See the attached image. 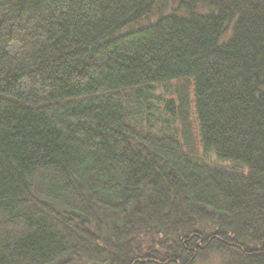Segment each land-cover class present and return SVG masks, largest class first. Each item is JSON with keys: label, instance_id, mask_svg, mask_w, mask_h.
Wrapping results in <instances>:
<instances>
[{"label": "trees", "instance_id": "trees-1", "mask_svg": "<svg viewBox=\"0 0 264 264\" xmlns=\"http://www.w3.org/2000/svg\"><path fill=\"white\" fill-rule=\"evenodd\" d=\"M213 257L264 264V0H0V264Z\"/></svg>", "mask_w": 264, "mask_h": 264}, {"label": "rangeland", "instance_id": "rangeland-1", "mask_svg": "<svg viewBox=\"0 0 264 264\" xmlns=\"http://www.w3.org/2000/svg\"><path fill=\"white\" fill-rule=\"evenodd\" d=\"M205 159H207V163L215 166H221L222 168H228L229 164L226 163V161L215 162L212 156H206ZM205 264H221V261L218 257H213L210 261H208Z\"/></svg>", "mask_w": 264, "mask_h": 264}]
</instances>
